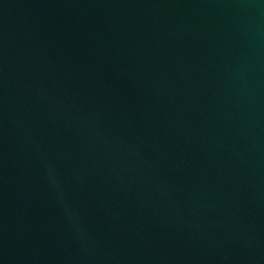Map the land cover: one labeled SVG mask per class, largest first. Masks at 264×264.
<instances>
[{
  "label": "water",
  "instance_id": "obj_1",
  "mask_svg": "<svg viewBox=\"0 0 264 264\" xmlns=\"http://www.w3.org/2000/svg\"><path fill=\"white\" fill-rule=\"evenodd\" d=\"M0 264H264V0H0Z\"/></svg>",
  "mask_w": 264,
  "mask_h": 264
}]
</instances>
